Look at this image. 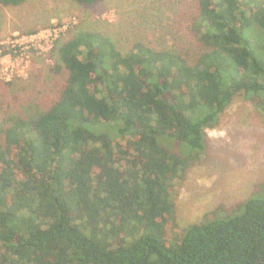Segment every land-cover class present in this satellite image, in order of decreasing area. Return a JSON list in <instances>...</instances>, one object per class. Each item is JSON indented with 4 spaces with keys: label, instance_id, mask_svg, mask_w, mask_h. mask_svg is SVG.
Returning a JSON list of instances; mask_svg holds the SVG:
<instances>
[{
    "label": "trees",
    "instance_id": "obj_1",
    "mask_svg": "<svg viewBox=\"0 0 264 264\" xmlns=\"http://www.w3.org/2000/svg\"><path fill=\"white\" fill-rule=\"evenodd\" d=\"M190 28L185 53L56 45L54 99L0 123V264H264V184L185 228L174 198L241 92L264 111V0H199Z\"/></svg>",
    "mask_w": 264,
    "mask_h": 264
},
{
    "label": "rangeland",
    "instance_id": "obj_2",
    "mask_svg": "<svg viewBox=\"0 0 264 264\" xmlns=\"http://www.w3.org/2000/svg\"><path fill=\"white\" fill-rule=\"evenodd\" d=\"M0 123L34 117L54 99L64 75L52 68L58 43L80 30L108 35L123 53L142 41L180 53L199 48L191 31L199 0H23L2 6ZM27 39V40H26ZM264 184V111L241 92L206 129V149L177 180L180 228L218 208L230 210ZM264 197V190L258 191Z\"/></svg>",
    "mask_w": 264,
    "mask_h": 264
},
{
    "label": "built area",
    "instance_id": "obj_3",
    "mask_svg": "<svg viewBox=\"0 0 264 264\" xmlns=\"http://www.w3.org/2000/svg\"><path fill=\"white\" fill-rule=\"evenodd\" d=\"M27 40V39H26Z\"/></svg>",
    "mask_w": 264,
    "mask_h": 264
}]
</instances>
